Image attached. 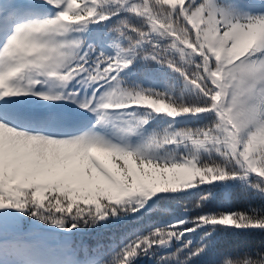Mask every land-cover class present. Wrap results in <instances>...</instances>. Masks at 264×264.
Listing matches in <instances>:
<instances>
[{
  "label": "snow or ice",
  "instance_id": "obj_1",
  "mask_svg": "<svg viewBox=\"0 0 264 264\" xmlns=\"http://www.w3.org/2000/svg\"><path fill=\"white\" fill-rule=\"evenodd\" d=\"M152 64L183 87H143ZM193 188L200 205L218 189L264 200V0H0V264H193L221 234L264 232L261 207L74 242ZM40 233L59 243L45 251ZM209 264H264V250Z\"/></svg>",
  "mask_w": 264,
  "mask_h": 264
},
{
  "label": "trees",
  "instance_id": "obj_2",
  "mask_svg": "<svg viewBox=\"0 0 264 264\" xmlns=\"http://www.w3.org/2000/svg\"><path fill=\"white\" fill-rule=\"evenodd\" d=\"M151 69L154 73L157 83L154 85L151 80H144L143 71L135 77L137 82L144 80L142 86L152 87L156 86L158 90H166L160 85L167 81L173 88L183 87L182 81L177 84L171 77L175 74L170 73L167 67H159L152 64ZM123 75V74H122ZM141 114V113H140ZM143 115V113H142ZM119 122V120H115ZM169 121L163 117H157L153 124L159 127L167 126ZM200 123L199 125H197ZM209 121H187L180 119L176 122L175 127H196L208 124ZM171 195L181 197L182 200L178 202L165 201L162 202L160 207L163 211L154 213L151 217L145 218L141 221H136L133 218L121 221L120 224H109L107 228L101 227H85L83 233L73 238L78 246L96 248L101 246L105 249L117 247L121 241L135 238L137 234H147L148 230L153 224H160L171 220L173 217L186 215L189 218L195 217L204 212H218V211H244L249 208L264 207V200L259 197H249L241 189L233 188L228 191L216 190L214 196L204 203L199 204L200 190L191 189L187 192H177ZM199 236L193 237L194 242L199 241ZM264 250V232L260 231H238L235 233L229 232L221 234L220 243L209 252L206 256L194 261L193 264H209L214 257H218L220 253L232 254L235 256L237 253L249 252L255 258V253ZM175 251V249H171ZM165 255L166 253H161ZM141 264H153L152 261L143 260Z\"/></svg>",
  "mask_w": 264,
  "mask_h": 264
},
{
  "label": "rangeland",
  "instance_id": "obj_3",
  "mask_svg": "<svg viewBox=\"0 0 264 264\" xmlns=\"http://www.w3.org/2000/svg\"><path fill=\"white\" fill-rule=\"evenodd\" d=\"M138 116L142 115V113H138ZM127 118V117H124ZM115 120H119V122H115ZM121 126V119L116 118L115 116H110L109 124L106 126L107 131L119 135L117 129ZM41 242L45 248V251L53 249L56 247V245L59 243V240L57 237H55L52 234L49 233H40Z\"/></svg>",
  "mask_w": 264,
  "mask_h": 264
}]
</instances>
